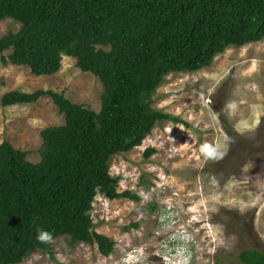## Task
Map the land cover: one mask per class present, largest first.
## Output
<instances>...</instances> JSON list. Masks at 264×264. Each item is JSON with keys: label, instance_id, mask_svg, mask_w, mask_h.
<instances>
[{"label": "trees", "instance_id": "1", "mask_svg": "<svg viewBox=\"0 0 264 264\" xmlns=\"http://www.w3.org/2000/svg\"><path fill=\"white\" fill-rule=\"evenodd\" d=\"M5 18L20 28L0 37L3 65L53 75L72 57L105 91L99 112L52 89L1 97L3 106L51 97L65 122L41 131L36 163L8 140L0 143V264L50 253V242L65 235L108 256L113 243L95 232L91 215L95 197L140 199L118 191L112 156L140 146L156 123L178 121L153 107V94L170 73L199 71L230 46L264 39V0H0ZM40 229L51 233L50 242L37 240ZM238 259L264 264V252L248 248Z\"/></svg>", "mask_w": 264, "mask_h": 264}, {"label": "rangeland", "instance_id": "2", "mask_svg": "<svg viewBox=\"0 0 264 264\" xmlns=\"http://www.w3.org/2000/svg\"><path fill=\"white\" fill-rule=\"evenodd\" d=\"M19 28L0 19V37ZM75 63L64 56L58 72L35 76L0 61V143L8 140L36 163L41 131L65 122L48 96L3 106L11 90L52 89L100 111L103 83ZM152 105L178 121L156 123L140 146L110 163L118 191L140 199H94L95 232L109 238L112 252L104 256L65 235L50 242V253L37 250L20 264H138L141 253L140 264H246L241 251L264 252V39L230 46L199 71L170 73ZM147 148L155 152L146 158Z\"/></svg>", "mask_w": 264, "mask_h": 264}, {"label": "clouds", "instance_id": "3", "mask_svg": "<svg viewBox=\"0 0 264 264\" xmlns=\"http://www.w3.org/2000/svg\"><path fill=\"white\" fill-rule=\"evenodd\" d=\"M37 240L40 241V242H50L52 240V235L48 231H46L44 229H40V230H38ZM176 242L178 244H181V245L184 244V241H181V242L180 241H176ZM158 254L159 253H154L153 255H158ZM141 255H142V253L138 255V258L135 257V259H136L138 264H140V261H139L140 257L139 256H141Z\"/></svg>", "mask_w": 264, "mask_h": 264}]
</instances>
